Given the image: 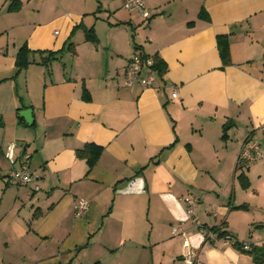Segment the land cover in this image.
Listing matches in <instances>:
<instances>
[{"label":"crops","instance_id":"1","mask_svg":"<svg viewBox=\"0 0 264 264\" xmlns=\"http://www.w3.org/2000/svg\"><path fill=\"white\" fill-rule=\"evenodd\" d=\"M124 2L0 0V264H187L185 239L194 264H259L218 231L264 246V156L236 163L247 141L264 153V0H143L146 18ZM137 53L165 62L142 69L150 88L125 85ZM86 144L101 148L92 165ZM25 155L35 179L6 184Z\"/></svg>","mask_w":264,"mask_h":264},{"label":"built area","instance_id":"2","mask_svg":"<svg viewBox=\"0 0 264 264\" xmlns=\"http://www.w3.org/2000/svg\"><path fill=\"white\" fill-rule=\"evenodd\" d=\"M124 7L126 9H135L138 11L143 17H148L149 13L144 7L143 0H125ZM153 59L152 57H144L142 54H135L128 62L125 67V85L131 86L133 84H138L142 88H150L153 85V78L151 73L147 75H142V69L144 67H148L152 70ZM171 95L173 98L178 97V90L175 85L172 86ZM15 143L12 142L8 145L5 151V157L11 162L14 163L15 155H14ZM264 156V153H261L259 150L258 141H247L243 144L240 152L238 153L236 163L237 165L246 166L249 163L256 161L257 159ZM29 155H25L23 161L20 164L19 168L12 169L4 178L3 181L6 184L14 185V186H22V185H30L31 182L35 179V176L30 170L28 163ZM34 190H39V185L35 183L33 185ZM186 213L188 218L192 221L193 227L197 229L205 238V240H210L214 238V234L216 231L209 226L201 224L197 219H195V206L197 204V199L194 197H183L182 198ZM88 203L84 200H79L75 205V214L81 215L87 208ZM180 228V224L172 226V233L177 234ZM222 240L225 243L234 244L236 239L229 234L221 236ZM251 247L250 243L243 242L242 249L249 250ZM183 258L187 264H194L198 252L197 250L190 247L189 241L185 239L183 241Z\"/></svg>","mask_w":264,"mask_h":264},{"label":"trees","instance_id":"3","mask_svg":"<svg viewBox=\"0 0 264 264\" xmlns=\"http://www.w3.org/2000/svg\"><path fill=\"white\" fill-rule=\"evenodd\" d=\"M85 36L87 39H90L92 41L95 40L92 29H87ZM217 46L222 61L226 63L229 60V48H228L227 39L225 37H218ZM32 52L33 51H31L25 44L18 50L15 58V66L17 72L26 69L27 66L31 63L32 59L30 58V55ZM46 52L47 55L46 57L43 58L44 63H50L51 61L57 58V52H53V51H46ZM143 56L146 57L145 55ZM152 59H153L152 69L157 70L159 74L164 73L166 70L165 62L161 58L156 56H154ZM100 150L101 148L96 145L86 144L83 148L78 149L76 153L79 157L85 158L89 163V165H92L94 164L96 158L98 157ZM241 176L242 175H240V177ZM245 183L246 185L248 184L247 182ZM211 228L214 229L215 231L219 230V228H217L216 226H212ZM218 233L219 236H224L227 234V232L225 231H218ZM242 243H243L242 241L236 239L233 245L242 249ZM246 251L253 254L255 260L259 264H264V246H257L255 244H251L250 249Z\"/></svg>","mask_w":264,"mask_h":264},{"label":"water","instance_id":"4","mask_svg":"<svg viewBox=\"0 0 264 264\" xmlns=\"http://www.w3.org/2000/svg\"><path fill=\"white\" fill-rule=\"evenodd\" d=\"M19 117L24 119V121L27 124H31L33 121L32 110L31 109H24V110L19 111Z\"/></svg>","mask_w":264,"mask_h":264},{"label":"rangeland","instance_id":"5","mask_svg":"<svg viewBox=\"0 0 264 264\" xmlns=\"http://www.w3.org/2000/svg\"><path fill=\"white\" fill-rule=\"evenodd\" d=\"M260 159V158H259ZM253 230H255V229H253ZM261 233H264V231H262ZM246 243H250V244H253V243H251V242H249V241H247Z\"/></svg>","mask_w":264,"mask_h":264}]
</instances>
